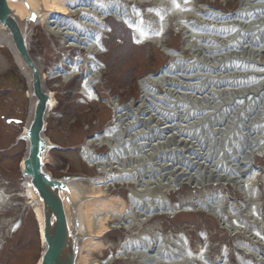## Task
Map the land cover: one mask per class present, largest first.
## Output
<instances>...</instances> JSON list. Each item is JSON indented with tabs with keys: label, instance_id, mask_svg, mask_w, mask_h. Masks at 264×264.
<instances>
[{
	"label": "bare ground",
	"instance_id": "6f19581e",
	"mask_svg": "<svg viewBox=\"0 0 264 264\" xmlns=\"http://www.w3.org/2000/svg\"><path fill=\"white\" fill-rule=\"evenodd\" d=\"M111 1H106L107 6H97L94 0H8L7 4L26 42L33 25L39 22L49 33L60 35L65 40V47L87 50L89 72L86 83L90 84L103 69L95 57L103 48L100 45L104 30L101 21L108 14H114L130 29H138L135 23L131 25L128 22L124 12L117 11L118 7H110ZM128 2L146 3L145 0ZM183 3L180 10H172L166 19L170 21L172 16H177L174 19L177 31L181 28L184 34H191L186 37L189 40L187 47L192 51L191 59L182 63L181 54L168 51L174 60L169 67L157 77L143 78L140 82L142 95L137 103L117 107L109 133L94 139L96 143L107 144L112 152L102 157L93 153L83 154L90 165L96 164L99 172L108 175L109 179L91 178L86 187L70 177L61 179L65 186L61 194L66 197L64 206L68 227L70 231L76 230L78 249L85 251L75 264L95 261L92 256L102 247L96 239L108 232L111 226H122L133 233L135 223L141 228L143 223L159 216L160 212L176 214L180 207H173L170 211L171 207L165 204V194L160 192L164 187L183 182L197 189L210 183L214 186L241 184L244 199L239 200L238 206L229 203L227 213H223L224 198L213 193L197 201L193 210L213 215L234 237L250 239L238 241L235 249L245 251L255 261L239 258V263L264 264L261 181L251 166L255 153L261 150L264 154V61L260 58L264 52V0H241L240 9L226 16L210 10L205 14L196 12L194 0ZM183 8L187 10L183 11ZM31 11L36 14L34 22L27 20ZM77 13L89 15L88 18L80 15L74 21L76 19L72 17ZM192 14L195 18L188 23ZM156 24L157 31H148L143 39L161 45L163 41L160 38L166 29H160ZM11 41L7 27L0 23V44L7 45ZM82 63H67L70 70L66 72L56 68L52 77L62 74L65 80H70ZM81 93L89 99L93 97L86 85ZM256 94H262V97L255 98ZM33 103H30L31 110ZM115 103L111 102L114 106ZM50 144L48 141V146ZM126 162L132 167L144 164L143 171L135 170L129 174L111 171L126 166ZM153 165L156 167L154 170ZM137 179V188L129 193L132 209L126 213L118 212L124 208L125 201L114 194L108 195L109 186L123 184V180L130 185ZM6 202L7 197L0 190V206ZM37 218L42 229L40 207ZM134 234L121 245L116 258L110 257L109 261L118 258L141 264L205 261V248L199 254L191 253L183 236L173 238L156 234L151 240L140 234L139 228ZM84 236H88L87 239ZM71 239L75 240V237Z\"/></svg>",
	"mask_w": 264,
	"mask_h": 264
},
{
	"label": "rangeland",
	"instance_id": "374dc122",
	"mask_svg": "<svg viewBox=\"0 0 264 264\" xmlns=\"http://www.w3.org/2000/svg\"><path fill=\"white\" fill-rule=\"evenodd\" d=\"M94 1L97 6L100 4L107 6L105 3L107 0ZM184 1L186 0H164L163 4L160 1L151 3L146 1L147 3L134 4L128 2V0H115V2H111L110 7L115 5L118 7L117 11L124 12V15L127 16L130 13L134 18L138 31L142 30L143 33H146L147 29L157 30V22L160 29L165 28L167 30L166 33L163 32L160 39L165 41L166 46L181 53L182 50H185L186 42L189 41L186 37L191 34H184V31L180 28L179 35H176L173 40L171 36L176 28L177 22H174V19L177 16H172L170 21L166 18L171 15L172 10H180ZM240 1L194 0V9L198 12L202 8H207L211 12L226 16L240 9ZM165 4L167 5L163 6ZM186 10L183 8V11ZM191 18L193 20L195 14H192ZM188 23H192V21L189 20ZM105 24L111 27V32L104 33L103 44L106 50L98 56L100 62L104 64L103 70L100 72V92L112 98L118 97L120 104L137 103L142 95L140 92L141 80L145 76L155 74L164 65L168 67L171 59L161 51L158 52V49L152 44L135 45L132 42L133 33L115 18H107ZM140 36L143 37V34ZM29 39L31 54L38 63L41 72L45 74L51 72L55 65L64 63V56L68 52L71 54V61H73V57L74 59L75 56L81 58L85 54L82 51L79 52L80 56H78V52L73 53L71 50L65 49L57 38L48 35L44 31L42 24L34 26L33 34ZM191 40H194V38ZM2 45L0 46V190L6 195L7 202L0 206V264H36L42 251L39 227L32 208L27 205L28 200L24 195L23 178L19 169V163L25 153L26 144L24 141H16V137L29 115L31 99L26 95L28 79L16 65L9 47L5 44ZM154 50H157V55L153 54ZM187 50L184 53L185 60H189L190 53H192L188 47ZM262 54L260 58L264 61ZM81 82L82 80L78 78L64 85L58 77L52 80L46 79V86L54 91L57 98V106L49 116L46 134L52 143L77 147L75 151L61 152L53 149L48 153L46 158L47 169L58 177L62 175L91 176L94 173L93 170L85 168L77 151L84 142V138L100 130L102 123L107 122L110 117V112L104 107L99 120L94 103L85 105L82 102L80 98ZM253 102L249 103L252 104ZM253 115H255V112ZM6 118L19 119L21 122L19 124L7 123ZM93 119H96L94 120L97 122L96 125H93ZM242 123L245 124V122ZM101 148V146L95 147L96 152H101ZM254 162L255 166L260 168L259 179L261 180L264 175V154L257 152ZM81 183L86 187L87 182L82 181ZM259 188L264 191L263 182H260ZM212 193L220 194L224 198V214L228 211L229 203L238 206L239 200L244 199V195L240 191V184L217 187L209 185L199 190H192L189 187L187 189L182 188L180 192L169 194V199L180 203L183 201L188 204L186 199L189 194L193 199L201 200ZM120 194L126 196V191L120 190ZM261 200L264 201V197ZM229 220L233 221L232 219ZM14 225H19V230L12 233L11 228ZM153 227H155L154 230L151 229ZM138 228L141 234L146 233L151 237L154 236L153 232H161L163 235L174 238L175 235H182L189 240L192 250H198L201 244L207 246L211 250L214 260L221 256L223 252L228 251L229 264H238L237 257L233 253L236 252L234 247L237 242L250 240L246 236L234 237L230 230L222 227L216 218L203 212L185 213L176 218L154 217L149 222L143 223L141 228L135 223L133 230ZM126 235L129 234L124 230H114L107 234L102 239L103 247L106 249L100 247V250L92 256V260L101 258V256L104 258L110 251L115 253L120 248L121 242L125 241ZM130 235L133 234L130 233ZM113 264L138 263L118 260Z\"/></svg>",
	"mask_w": 264,
	"mask_h": 264
},
{
	"label": "water",
	"instance_id": "95a60500",
	"mask_svg": "<svg viewBox=\"0 0 264 264\" xmlns=\"http://www.w3.org/2000/svg\"><path fill=\"white\" fill-rule=\"evenodd\" d=\"M7 1L0 0V23L7 27L14 48L30 73L31 95L35 99L33 116L25 129L29 145L23 161L22 174L29 179L28 185L36 195L43 218L45 251L41 264H75L79 250L78 236L76 230L72 228L70 231L68 227L64 206L66 197L61 194L65 189L64 182L53 179L44 169V157L51 147L43 136L44 116L50 98L43 89L41 74L28 53L27 42L18 21L11 15ZM27 20L34 22L36 14L31 11ZM71 237H75V240Z\"/></svg>",
	"mask_w": 264,
	"mask_h": 264
}]
</instances>
